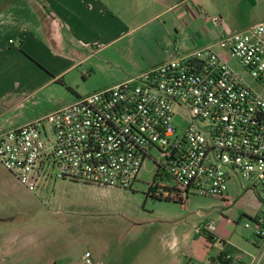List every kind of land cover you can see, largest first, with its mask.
Wrapping results in <instances>:
<instances>
[{"label": "built area", "instance_id": "1", "mask_svg": "<svg viewBox=\"0 0 264 264\" xmlns=\"http://www.w3.org/2000/svg\"><path fill=\"white\" fill-rule=\"evenodd\" d=\"M212 45L225 55L191 50L0 131V166L28 192L52 176L130 189L149 160L152 193L183 208L190 195L230 205L231 178L264 200V19L225 28ZM244 227L264 242L263 213ZM215 230L212 221L195 227L213 240ZM211 264L244 263L225 251Z\"/></svg>", "mask_w": 264, "mask_h": 264}, {"label": "crops", "instance_id": "2", "mask_svg": "<svg viewBox=\"0 0 264 264\" xmlns=\"http://www.w3.org/2000/svg\"><path fill=\"white\" fill-rule=\"evenodd\" d=\"M257 3L258 0H0V131L32 121L18 123L19 113L9 112L30 95L51 83L71 88V82L93 74L100 63L118 67L115 75L91 91L197 48L211 46L224 56L212 44L225 28L239 30L252 24ZM213 16H219L221 21L213 23ZM71 90V101L91 92L77 94ZM1 169L0 226L4 219L3 197L12 199L20 186L10 172ZM241 180L245 181L231 178L227 183L225 199L232 203L227 205L221 200L222 208L215 219L216 239L209 241L194 228L201 238L189 248L191 255L184 264H211L223 251L240 252L244 264H264V242L253 236V228L244 227L245 221L242 230L239 225L241 218L264 214V200L246 191L249 183L244 185ZM214 242L218 246L214 247ZM42 246L30 239V264H54L51 257L47 260L37 254ZM18 248L17 239L4 242L1 233L0 264L3 253L19 256Z\"/></svg>", "mask_w": 264, "mask_h": 264}, {"label": "rangeland", "instance_id": "3", "mask_svg": "<svg viewBox=\"0 0 264 264\" xmlns=\"http://www.w3.org/2000/svg\"><path fill=\"white\" fill-rule=\"evenodd\" d=\"M254 10L252 24L264 19V0H258ZM116 67L117 64L100 63L93 74L71 82V88L77 94L91 91L115 75ZM246 80L259 89L248 77ZM72 95L64 85L51 83L9 112L19 113L18 123L33 120L70 103ZM177 124L186 125L184 120ZM151 168L147 160L130 189L63 181L53 176L41 181L32 192L17 185V195L12 199L3 197L1 202L4 219L0 234L4 242L17 239L19 256L3 253L1 264H30V239L42 243L37 254L47 260L51 257L54 264L187 263L189 248L204 236L197 235L194 228L206 221L215 224L222 201L190 195L183 208L172 201L146 196ZM241 183L246 185V181ZM244 221L240 219L241 230ZM212 244L218 246L216 242Z\"/></svg>", "mask_w": 264, "mask_h": 264}, {"label": "trees", "instance_id": "4", "mask_svg": "<svg viewBox=\"0 0 264 264\" xmlns=\"http://www.w3.org/2000/svg\"><path fill=\"white\" fill-rule=\"evenodd\" d=\"M58 82H61V81H58ZM70 92H72V90H71V88L69 87V86H67V85H64ZM155 180H153V182H154ZM153 185L152 184H150V183H148L147 184V190H146V192H145V195L146 196H149V197H151V198H153V199H157V200H166V201H172V202H174V203H178L179 204V201L178 200H168V199H165V198H161L160 196H156V195H154L152 192V189H153ZM209 241H211L212 240V237L211 236H205ZM225 251H223V252H221L217 257H216V259L218 260L219 258H220V256L222 255V253H224Z\"/></svg>", "mask_w": 264, "mask_h": 264}]
</instances>
